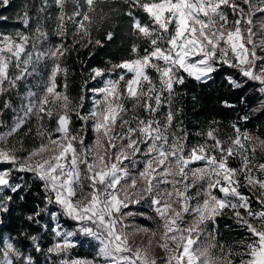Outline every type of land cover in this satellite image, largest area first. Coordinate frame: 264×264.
Wrapping results in <instances>:
<instances>
[{
  "label": "snow or ice",
  "instance_id": "snow-or-ice-1",
  "mask_svg": "<svg viewBox=\"0 0 264 264\" xmlns=\"http://www.w3.org/2000/svg\"><path fill=\"white\" fill-rule=\"evenodd\" d=\"M69 2L74 4L71 11L66 8ZM110 2L83 0L81 4L80 0H54L58 8L54 34L66 38L70 34L68 26L72 25L73 44L83 40L93 43V25L109 18L104 5ZM9 3L10 0H0V7ZM124 3L129 5L126 15L132 18L133 34L145 40L148 47L141 54L139 45L133 44L134 58L119 63L109 61L111 68L91 70L90 80L103 78L117 69L122 71L118 78L103 79L102 87L91 89L101 98L94 101L87 116L79 112L83 95L72 106L67 84L64 91L57 90V76L67 74L60 61L69 48L61 43L39 51L38 43L48 36L39 24L31 36L24 32L0 34V95L16 88L18 81L31 74L29 69L36 63L52 62L42 90L29 91L25 97L27 104L21 107L24 117L34 116L38 122L39 144L31 149H25L22 143L19 147L9 144L8 138L25 123L24 117L18 119L10 132L0 134V190L7 188L16 193L22 186L11 182L13 172L31 173L43 182L48 203L58 205L65 216L79 225V233L98 243L99 264H235L233 257H239V264H264V163L256 162V151H264V139L253 137L233 124L234 135L229 137L227 147L216 135L218 129L209 128L206 133H198L205 137L203 143L188 148L187 134L180 124L173 127L178 113L171 110L175 85L185 83V74L206 81L217 65H228L246 78V82H256L262 96L256 110H264V35L256 39L257 33L253 31V18L264 14V0L256 4L253 0H239V3L237 0H124ZM131 9L146 14L148 22L142 23ZM225 9H230L232 20ZM21 21L27 28V12ZM259 23L264 32V15ZM107 39H112L110 31ZM94 43L100 45L101 41L97 39ZM13 66L18 74L10 76ZM149 69L156 73V79ZM127 74L131 78L126 79ZM229 82L234 87L242 86L231 77ZM127 100L133 102V112L142 109L147 115H133L125 120ZM165 100L169 111L160 119L156 114ZM3 108H11V102L5 100ZM69 112H75L82 121H93L96 135L91 146L84 143L83 129L71 131ZM54 116L57 118L54 131L59 133L55 138L42 123ZM242 119L246 121L249 117ZM21 152L26 155H18ZM137 156L144 159L137 160ZM236 158L240 166L231 167L229 160ZM197 162L203 165L191 167ZM140 163L143 167L137 168ZM242 183L250 191L259 192L256 201L262 206L260 211H253L249 197L240 192ZM217 191L222 195H217ZM11 199V196L0 199V212L8 211L7 202ZM141 202L149 204L159 221L158 230L136 229L151 231L153 239L144 248L130 242L131 233L125 220L134 213L123 211ZM225 209L250 234L239 241L242 250L229 247L225 251V246L218 244L212 233L207 234V243L200 240L207 231V223H215L218 216L225 214ZM75 234L64 233L63 242L48 251L64 254L59 264H98L97 259L67 256L75 246L70 239ZM56 235L60 236L61 232L57 230ZM153 242L165 253L163 257L158 259L150 254ZM36 250L40 251L39 245ZM17 262L32 264V258L25 257L12 243H6L0 264Z\"/></svg>",
  "mask_w": 264,
  "mask_h": 264
},
{
  "label": "trees",
  "instance_id": "trees-1",
  "mask_svg": "<svg viewBox=\"0 0 264 264\" xmlns=\"http://www.w3.org/2000/svg\"><path fill=\"white\" fill-rule=\"evenodd\" d=\"M83 4V0H80ZM44 9L41 11V9ZM68 11L74 8L69 2L66 6ZM115 9L116 11H112ZM129 5L124 0H111L104 5V11L109 13V18L93 25L91 39L93 43L83 40L73 44V26L69 25V35L66 38L54 34L56 27L55 16L58 8L54 0H10L5 7H0V34L14 35L17 32H24L26 35H33L39 24L47 33V39L38 43L39 51H46L56 45L64 44L69 51L61 58V66L67 69V74L57 76L58 91H64V84H67V95L72 100V106L80 102L81 95L84 96L83 107L79 109L81 115L87 116L92 110L94 93L93 88L102 86V80L117 77L121 72L117 69L108 73L103 78L90 80L89 74L93 68H111V64L119 63L122 60L132 59L133 44L143 49L148 47L145 40L133 34L132 18L126 15ZM134 15L147 23V16L142 11L131 9ZM99 11V9L97 10ZM27 12L29 25L26 28L21 17ZM112 33V39H107V33ZM101 44L96 45L95 40ZM29 51L32 48L29 47ZM52 66L50 60H42L30 67V75L18 81L17 87L0 95V134L8 133L16 125L19 118L24 117L22 105L27 104L25 97L29 91L40 92V87L48 77ZM151 71V70H150ZM10 76H15L17 69L13 66L9 70ZM153 79H156L151 71ZM185 83L175 85L174 94L171 98V110L178 113L173 121V127L180 124L187 134L186 145L191 148L194 145L203 143L205 137L198 133H206L209 128L218 129L216 135L225 141V147L229 137L234 135L232 125H237L242 131L247 130L253 137L264 139V110L259 109L261 94L258 92L259 85L256 82L247 81L240 73L228 65H217V70L212 73L208 82L202 83L185 74ZM229 77L241 84V87H234L229 82ZM131 78L127 75L126 79ZM85 81L87 85L85 86ZM123 84V82H122ZM167 97V93L164 94ZM5 100L11 102V108L4 109ZM231 105V106H227ZM125 120L131 119L133 115L145 117L147 114L142 109L133 112V102L127 100ZM169 111L167 100L160 111L156 114L158 118ZM71 117L70 129L73 133L78 131L84 138L86 146L94 141V133L91 121H82L77 118L75 112H69ZM248 116V120L242 119ZM25 123L8 138L9 144L22 143L25 149H31L39 144L36 136L37 120L34 116L24 117ZM43 125L52 132L54 136L57 127V118L51 120L45 118ZM211 143V141H209ZM25 153V152H24ZM26 154V153H25ZM235 165V164H233ZM13 184H20L22 187L16 193L10 189L0 190V199L11 196L7 202L8 211L0 212V255L4 250L6 240L10 241L25 257L32 258V264H59L64 254L57 255L49 252L56 242V225L68 231L75 232V239L78 241L67 256L72 259H92L97 251V244L91 238L82 236L77 227L78 224L65 216L58 205L48 203L47 193L43 182L36 179L31 173L13 172L11 177ZM248 195V194H247ZM39 212V215L36 213ZM31 217V219H29ZM56 217V218H55ZM140 217V216H139ZM140 219V218H139ZM211 230L214 231L218 244H223L225 250L239 245L250 234L244 227L237 224L232 218L221 216L216 218ZM33 238H35L33 240ZM39 245L40 251L36 250ZM240 247V246H239ZM241 248V247H240ZM239 262V260H236ZM19 264V262H17Z\"/></svg>",
  "mask_w": 264,
  "mask_h": 264
},
{
  "label": "rangeland",
  "instance_id": "rangeland-1",
  "mask_svg": "<svg viewBox=\"0 0 264 264\" xmlns=\"http://www.w3.org/2000/svg\"><path fill=\"white\" fill-rule=\"evenodd\" d=\"M237 2L239 3V0H237ZM253 3L254 4L258 3V0H253ZM225 11L228 12L229 19L232 20L234 17L232 16V13H231L230 9H225ZM261 15H264V14H257L253 18L254 19V25H255V27L253 28V31L257 33L256 39H259L261 35H264V32H261L260 23H259V20H260ZM149 74L151 75L150 69H149ZM127 75H131V74H127ZM154 75L156 76V73L155 72H154ZM116 78H118V76L117 77H112L111 79H116ZM102 86H103V84H102ZM122 86H123V84H122ZM39 87H40V90H41V86H39ZM93 93H94V96H93L92 110H93V106H94V101L101 98L98 93H95V92H93ZM126 103H127V101H125V107H126ZM125 116H126V113H124L123 118H125ZM90 121H91V127H92L93 121L92 120H90ZM92 130H93V128H92ZM117 131H120L119 127L117 128ZM57 135H59V133H57L56 136ZM95 135L96 134L94 133V140H95ZM53 137L55 138L54 135H53ZM93 143H94V141H93ZM93 143H91V145ZM18 155H26V154L24 152H21V153H18ZM136 159L142 161L144 158L142 156H137ZM256 162L257 163H264V151H260L259 149L256 151ZM229 164H230L231 167H239L240 166V160L238 158H236V159H230L229 160ZM233 164H235V165H233ZM202 165H203V162H197L196 164L191 165V167H200ZM136 167L137 168H142L143 167V164L140 163ZM133 171H135V169H133ZM242 179L243 178L241 177V180ZM87 184H88V181L85 180L84 181V185H85V191L86 192L89 190L88 187H87ZM3 189H5V188H3ZM239 190H240V192L242 194H244V195H246V196L249 197L250 203H251V207H252V210L253 211H260L261 210L262 206L259 203H257V201H256V196L259 195V192L258 191H250L249 187L244 186L243 183H242V186L240 187ZM195 191H196L195 188L192 189V192L193 193ZM217 195H222V194L218 193V191H217ZM123 211L134 213V215L128 216L126 218V220H125V224L128 226L127 227V231L129 233H131V235H130V242H133L134 245H139L141 248L147 247L148 246V241L150 239H153L151 237V231H149L148 233H145L144 231H136V229H149V230H158L159 229V221H158V218L156 217L153 209L149 206V204L147 202H141L140 204H132V205H129V207L127 209H124ZM240 211L242 213L244 212L243 209H241ZM224 212H225V214L222 215V216H227L229 218H232V213L228 209H225ZM218 217H221V216H218ZM232 219L235 221L234 218H232ZM212 224L213 223L211 221H209L207 223V226H206L207 231L200 238V240H201L202 243H207L206 237H207V234L208 233H212L213 235H215L214 231L211 230ZM58 226H59V228H58ZM78 227H79V225H78ZM78 227H77V229H78ZM57 230H59L61 232V235L60 236H57L56 235V238H57V242L56 243H62L63 242V238H64L63 234L64 233H66V232H72V231H68L66 229L61 228L59 224L56 225L55 231H57ZM82 236H84V235L82 234ZM84 237H86V236H84ZM88 238H91V237H88ZM70 239L72 240V242L74 243V245L78 244V241H76V239H75V235L72 236V237H70ZM91 240H93V239L91 238ZM93 241L97 244V247L96 248L98 249V243L95 240H93ZM9 242L10 241L6 240L4 242V244L9 243ZM236 246L237 247H234L233 248L234 251H236V250H242L239 247L240 245H236ZM225 251H227V250H225ZM149 252H150L151 255L155 256L158 259L160 257H163L165 255V253L162 251V249H160L155 244V242H153V244L149 248ZM0 258H2V255H0ZM93 259H97L98 264H99V259L97 258V251H96V253L94 255V258H92V259H86V260H93ZM233 259L235 261V264H239V262L236 261V260H239V257H233Z\"/></svg>",
  "mask_w": 264,
  "mask_h": 264
},
{
  "label": "water",
  "instance_id": "water-1",
  "mask_svg": "<svg viewBox=\"0 0 264 264\" xmlns=\"http://www.w3.org/2000/svg\"><path fill=\"white\" fill-rule=\"evenodd\" d=\"M211 77H212V74H211ZM211 77L209 79H207L206 81H200V82H202V83L208 82L211 79Z\"/></svg>",
  "mask_w": 264,
  "mask_h": 264
}]
</instances>
